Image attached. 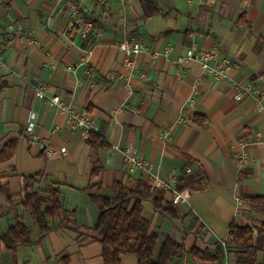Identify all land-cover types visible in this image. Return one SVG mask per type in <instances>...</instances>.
I'll return each mask as SVG.
<instances>
[{"label": "crops", "instance_id": "0c3cea01", "mask_svg": "<svg viewBox=\"0 0 264 264\" xmlns=\"http://www.w3.org/2000/svg\"><path fill=\"white\" fill-rule=\"evenodd\" d=\"M156 1L162 13L143 18L140 0H0V152L17 141L13 157L0 162V184L7 183L17 200L0 217V236L17 217L33 231V243L15 255L1 248L0 264H104L100 242L77 244L79 232L99 216L85 188L95 186L107 197L117 182L130 189L141 183L173 189L189 164L194 172L202 166L211 184L185 190L176 218L143 201L144 218L160 234L155 255L170 237L186 249L174 264H244L234 251L220 263L190 251L215 254L232 220L264 224V208L247 200L264 196V0ZM75 10L92 23L94 42H86L80 24L70 28ZM124 40L145 48L131 62L119 48ZM194 43L217 48L212 65L234 58L228 77H213L198 60L184 61ZM248 82L253 89L235 99V84ZM38 90L58 94L86 114L111 147L93 151L83 128ZM128 146L143 166L127 165ZM36 173L59 185L66 209L76 212L78 230L61 227L36 242L37 224L19 203L23 178ZM4 204L1 197L0 212ZM257 259L264 264V244ZM119 264L138 259L126 254Z\"/></svg>", "mask_w": 264, "mask_h": 264}, {"label": "trees", "instance_id": "16d2710c", "mask_svg": "<svg viewBox=\"0 0 264 264\" xmlns=\"http://www.w3.org/2000/svg\"><path fill=\"white\" fill-rule=\"evenodd\" d=\"M98 3L99 0H94ZM143 10V18H149L162 13L156 0H140ZM98 27L96 23L93 25ZM94 36L89 33L86 42H94ZM194 120L204 122L205 117L195 115ZM88 143L93 151L109 149L110 144L97 132L91 131ZM17 141H10L0 152V162L13 157ZM97 171L98 162H94ZM190 169V171H188ZM210 178L206 170L199 166L194 172L190 164L185 167L177 177L176 186L173 189L155 187L141 183L139 188L130 189L122 182H117L113 188V196H103L93 191L95 186L85 188L93 203L99 209V216L93 227L87 228V232L80 231L77 244L89 241H98L103 247L102 257L104 264H119L121 257L131 254L137 257L138 264H174V260L186 252L183 244L170 237L164 240L158 255H155L160 234L151 231L150 222L143 216V201L149 199L155 209L162 215L174 219L178 216L176 204L172 200L174 191H203L210 187ZM171 194L169 200L166 193ZM60 187L53 181H48L42 173L27 175L22 180L21 196L19 203L30 212L35 220L39 236L37 243L54 229L61 227L79 229L75 211L66 209L62 200ZM5 199L0 217L6 215L16 206V198L12 194L7 183L0 184V198ZM254 208H264V196L247 198ZM32 229L19 217L14 225L9 227L3 236H0V249L16 254L20 246L33 243ZM264 244V224L260 228L239 224L232 220L229 225L228 237L219 242V248L215 254L209 250L199 248L191 249L190 253L205 261L222 262L224 256L234 251L237 261L244 264H257L258 252Z\"/></svg>", "mask_w": 264, "mask_h": 264}, {"label": "built area", "instance_id": "2783aa9c", "mask_svg": "<svg viewBox=\"0 0 264 264\" xmlns=\"http://www.w3.org/2000/svg\"><path fill=\"white\" fill-rule=\"evenodd\" d=\"M80 24L82 29V34L84 37H87L91 32L92 23L88 21H84L78 17V12L75 10V14L73 19L71 20L69 26L70 28L75 25ZM120 50L124 53L125 58L128 62H131L135 56L144 51V46L139 41H121L119 43ZM157 53H153V56H156ZM218 55L217 48L214 49H200L194 43L192 47L188 50L187 56L184 61L198 60L201 62L203 69L212 75L215 78H226L230 70L235 66V60L232 57H226L222 59L217 65L210 64L212 59H215ZM236 93L234 95L235 99L242 100L245 96L253 89L254 85L250 82L246 84H235ZM37 95L41 98L47 100L50 105L60 106L65 112L69 114L70 121L74 125L83 128L82 135L84 138L88 140L89 134L91 131H94L95 126L93 120L89 119L86 114H79L76 112L70 105L62 102L60 95L54 94L52 96H47L45 91L38 90ZM33 124L28 127V130L31 131ZM51 151V150H50ZM125 158L127 165L130 168L143 166V162L140 158L132 151V147L128 146L124 150ZM190 171V169H188ZM162 186H166V184H162ZM187 191H174L172 200L175 204H180L186 202L187 200Z\"/></svg>", "mask_w": 264, "mask_h": 264}]
</instances>
